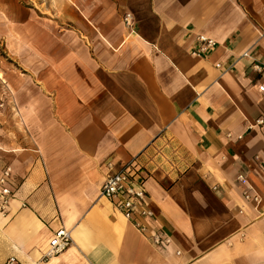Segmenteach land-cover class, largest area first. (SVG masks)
Instances as JSON below:
<instances>
[{"label":"crops","instance_id":"0c3cea01","mask_svg":"<svg viewBox=\"0 0 264 264\" xmlns=\"http://www.w3.org/2000/svg\"><path fill=\"white\" fill-rule=\"evenodd\" d=\"M27 2L0 1V119L19 125L0 264H264V0ZM200 34L217 46L195 57ZM128 164L133 220L100 196ZM59 228L71 244L43 259Z\"/></svg>","mask_w":264,"mask_h":264},{"label":"built area","instance_id":"2783aa9c","mask_svg":"<svg viewBox=\"0 0 264 264\" xmlns=\"http://www.w3.org/2000/svg\"><path fill=\"white\" fill-rule=\"evenodd\" d=\"M125 24L130 25V19L128 16L124 18ZM217 46L216 40L206 35H197L195 37V43L190 50V54L195 57H204L209 52L213 51ZM241 57H250L248 52H242ZM216 67L220 68V64H216ZM250 68L252 71L259 75L260 82L258 88L264 91V60L258 61L252 59ZM1 156L0 148V212H4L8 206V203L13 195L10 187V179L12 169L8 164H5ZM136 168L133 164H128L121 170L109 175L103 182L100 189V196L110 201L114 209L124 216L126 219H131L132 214L137 211V204L141 203L145 197V191L142 187L136 186L138 178L135 175ZM244 183V179H240ZM246 199L252 198L257 200V196H251L249 193L244 192ZM141 215H150L148 210L141 208L139 210ZM133 220V219H131ZM163 238L160 235L153 236V240L160 244ZM70 232L59 228L49 240L48 247L43 255V259H48L54 255L59 254L65 250L71 244ZM168 239H164V242ZM3 264H19L15 258H7Z\"/></svg>","mask_w":264,"mask_h":264},{"label":"rangeland","instance_id":"374dc122","mask_svg":"<svg viewBox=\"0 0 264 264\" xmlns=\"http://www.w3.org/2000/svg\"><path fill=\"white\" fill-rule=\"evenodd\" d=\"M3 1V0H0ZM21 3L28 4L27 0H21ZM13 69V65L9 63L6 53L3 49V45L0 42V109H3V104L5 103V97L3 91V86L5 85V76L4 73L9 72ZM1 116V115H0ZM18 128L17 124L10 125L5 120L0 119V138H3L2 141L6 144H13L17 136L14 135V128ZM20 141V140H19Z\"/></svg>","mask_w":264,"mask_h":264}]
</instances>
